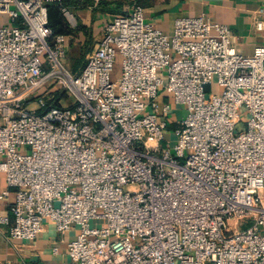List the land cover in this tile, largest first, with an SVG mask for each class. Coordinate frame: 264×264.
Wrapping results in <instances>:
<instances>
[{
	"label": "built area",
	"instance_id": "built-area-1",
	"mask_svg": "<svg viewBox=\"0 0 264 264\" xmlns=\"http://www.w3.org/2000/svg\"><path fill=\"white\" fill-rule=\"evenodd\" d=\"M64 1L0 0L9 236L32 242L45 220L77 229L68 264H264V45L240 53L206 15L166 34L135 5L75 75L49 21L54 4L71 17ZM50 83L74 105L45 110L49 91L29 110ZM170 99L186 114L166 139Z\"/></svg>",
	"mask_w": 264,
	"mask_h": 264
},
{
	"label": "crops",
	"instance_id": "crops-1",
	"mask_svg": "<svg viewBox=\"0 0 264 264\" xmlns=\"http://www.w3.org/2000/svg\"><path fill=\"white\" fill-rule=\"evenodd\" d=\"M76 1L69 2L72 4ZM81 1L83 0L78 3ZM149 1V8L144 9L147 21L166 34L173 32L174 23L178 18L206 15L232 30L235 46L240 53L252 55L257 47L264 45V0ZM76 17L77 19L72 16L67 18L68 51H71L69 44L77 43L85 47L88 43L91 54L102 39L103 16L100 13L78 9ZM1 22H7V19L0 20V24ZM66 64L69 69H76L74 64L71 66L68 58ZM5 191L9 192L7 197L3 196ZM14 192L7 187L5 175L0 173V216L11 217L10 206L15 201ZM77 232V229H74L68 233H60L53 223L45 220L38 237L32 242H25L11 238L9 227L0 224V264H68V245L76 238Z\"/></svg>",
	"mask_w": 264,
	"mask_h": 264
},
{
	"label": "rangeland",
	"instance_id": "rangeland-1",
	"mask_svg": "<svg viewBox=\"0 0 264 264\" xmlns=\"http://www.w3.org/2000/svg\"><path fill=\"white\" fill-rule=\"evenodd\" d=\"M69 1L70 0H65L66 7H67L69 14L75 19H77L76 13L78 9L92 11V13L94 14L100 13L103 16L102 17L103 22H102V28H101L103 32L102 37H103L107 22L113 19L115 16L128 14L131 8L135 5H140L143 9L149 8L150 6L149 0H83L79 3H78L79 0H77L75 3H72V4ZM63 18L67 22V18L64 15H63ZM4 19L6 18L3 16L0 17V20L3 21ZM69 47L71 51L70 52L68 51L65 59L63 60V63L67 66L66 60L68 58L70 62L72 63L71 66L74 64L76 68L75 70L70 68V70L73 72V74L79 75L81 71L83 70V66L88 58V55L90 54V51L88 50L89 45L87 43V46L81 47L79 44L76 43L75 45L69 44ZM79 69L80 71L76 72ZM120 71H121V59L117 57L116 62H115L114 78L119 77ZM49 91H55V94L51 92L52 93L51 95L52 97H56V98L53 100L46 99L48 108L45 110H48L53 107H58V106L66 107V106L74 105L75 99L70 93H68L65 89H60L59 87L55 86L54 83L53 84L50 83L47 86V90L45 88L41 89L39 93H37L32 99H30L29 110L42 113L43 110L40 109L35 102L40 95L49 93ZM169 104L171 106L172 112L168 119L170 123V128L166 133V139L168 138L170 139V134H173L174 128L177 126L178 122L181 121L185 117V114H186L185 107L177 106L175 102L173 101V99H170ZM246 116H247V113L244 112L242 116L244 123L246 122ZM238 129L240 130L241 127L239 126ZM172 145H174V142L172 143ZM20 151L24 152L25 150L23 149ZM92 226H94V223H92ZM246 227L247 226H245L244 228Z\"/></svg>",
	"mask_w": 264,
	"mask_h": 264
},
{
	"label": "trees",
	"instance_id": "trees-1",
	"mask_svg": "<svg viewBox=\"0 0 264 264\" xmlns=\"http://www.w3.org/2000/svg\"><path fill=\"white\" fill-rule=\"evenodd\" d=\"M66 6V2L64 1ZM49 21L50 27L54 35H68L69 25L62 15L61 7L57 4L49 6Z\"/></svg>",
	"mask_w": 264,
	"mask_h": 264
}]
</instances>
